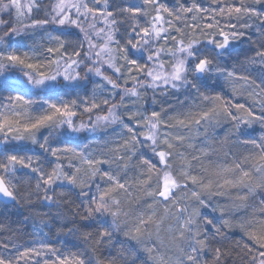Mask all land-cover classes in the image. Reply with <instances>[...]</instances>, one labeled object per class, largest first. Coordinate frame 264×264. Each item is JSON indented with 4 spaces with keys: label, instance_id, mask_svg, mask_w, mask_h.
<instances>
[{
    "label": "snow or ice",
    "instance_id": "snow-or-ice-1",
    "mask_svg": "<svg viewBox=\"0 0 264 264\" xmlns=\"http://www.w3.org/2000/svg\"><path fill=\"white\" fill-rule=\"evenodd\" d=\"M0 264H264V0H0Z\"/></svg>",
    "mask_w": 264,
    "mask_h": 264
},
{
    "label": "trees",
    "instance_id": "trees-1",
    "mask_svg": "<svg viewBox=\"0 0 264 264\" xmlns=\"http://www.w3.org/2000/svg\"><path fill=\"white\" fill-rule=\"evenodd\" d=\"M173 102H174V100H173ZM224 131H225V128H221V129L218 130V134L219 135H223ZM24 215H26V212L23 209H13V210H11V219L14 222H19L20 220H22ZM25 231L26 232H31L29 226L26 227ZM27 238L28 237H26V239ZM237 238H238V236H237Z\"/></svg>",
    "mask_w": 264,
    "mask_h": 264
},
{
    "label": "rangeland",
    "instance_id": "rangeland-1",
    "mask_svg": "<svg viewBox=\"0 0 264 264\" xmlns=\"http://www.w3.org/2000/svg\"><path fill=\"white\" fill-rule=\"evenodd\" d=\"M169 2H171V0H169ZM259 131H260V130H259V127L257 126L256 129H255V131H254L252 134H253V135H258V134H259ZM43 134H47L46 131H45ZM35 207H36L39 211H41V212H48V211H49V209H48L45 205H41V204H39V203H37V204L35 205ZM23 210L26 212V215H28L27 210H26V209H23ZM28 226H29V228H30V230H31V232H32L31 221L28 222Z\"/></svg>",
    "mask_w": 264,
    "mask_h": 264
}]
</instances>
